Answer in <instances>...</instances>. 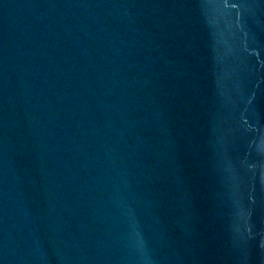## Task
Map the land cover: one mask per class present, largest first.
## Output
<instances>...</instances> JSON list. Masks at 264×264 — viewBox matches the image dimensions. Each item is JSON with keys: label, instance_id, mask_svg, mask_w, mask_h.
<instances>
[{"label": "water", "instance_id": "1", "mask_svg": "<svg viewBox=\"0 0 264 264\" xmlns=\"http://www.w3.org/2000/svg\"><path fill=\"white\" fill-rule=\"evenodd\" d=\"M0 264H264V0H0Z\"/></svg>", "mask_w": 264, "mask_h": 264}]
</instances>
